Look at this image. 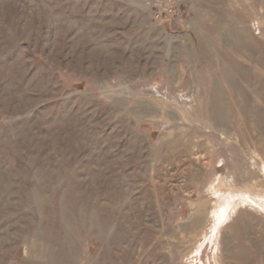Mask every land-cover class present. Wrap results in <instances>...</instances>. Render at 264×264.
Segmentation results:
<instances>
[{
  "label": "rangeland",
  "instance_id": "1",
  "mask_svg": "<svg viewBox=\"0 0 264 264\" xmlns=\"http://www.w3.org/2000/svg\"><path fill=\"white\" fill-rule=\"evenodd\" d=\"M177 1L0 0V264H264V0Z\"/></svg>",
  "mask_w": 264,
  "mask_h": 264
},
{
  "label": "built area",
  "instance_id": "2",
  "mask_svg": "<svg viewBox=\"0 0 264 264\" xmlns=\"http://www.w3.org/2000/svg\"><path fill=\"white\" fill-rule=\"evenodd\" d=\"M148 5L154 10L155 18L165 23L173 18L177 11V0H149Z\"/></svg>",
  "mask_w": 264,
  "mask_h": 264
}]
</instances>
